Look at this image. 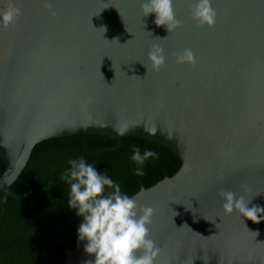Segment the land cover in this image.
<instances>
[{
    "label": "water",
    "instance_id": "95a60500",
    "mask_svg": "<svg viewBox=\"0 0 264 264\" xmlns=\"http://www.w3.org/2000/svg\"><path fill=\"white\" fill-rule=\"evenodd\" d=\"M142 2L51 0L49 10L47 0H0V12L20 16L0 31V206L12 197L30 217L33 191L12 185L41 143L138 137L182 162L132 196L155 210L156 264H264V222L226 215L219 195L264 207V0H212L213 27L192 19L193 0H173L182 26L172 33L143 16ZM154 45L167 57L158 72L148 61ZM186 49L195 63L177 64ZM125 126L123 136L114 131ZM90 259L79 242L65 264Z\"/></svg>",
    "mask_w": 264,
    "mask_h": 264
},
{
    "label": "trees",
    "instance_id": "16d2710c",
    "mask_svg": "<svg viewBox=\"0 0 264 264\" xmlns=\"http://www.w3.org/2000/svg\"><path fill=\"white\" fill-rule=\"evenodd\" d=\"M134 145L142 153H158V159H149L143 165V176L135 175L138 165L131 159ZM81 156L118 183L122 193L130 197L142 188L173 177L182 166L180 158L167 147L138 137L117 140L76 135L41 143L12 185L18 195L33 191L27 199L30 217L12 197L5 207L0 206V264H65L67 251L79 243L77 230L81 218L68 206L69 186L60 176L69 167V160ZM6 169L0 157V177Z\"/></svg>",
    "mask_w": 264,
    "mask_h": 264
},
{
    "label": "clouds",
    "instance_id": "9594fccd",
    "mask_svg": "<svg viewBox=\"0 0 264 264\" xmlns=\"http://www.w3.org/2000/svg\"><path fill=\"white\" fill-rule=\"evenodd\" d=\"M47 7L51 10V0H47ZM141 10L144 17L155 14V25L165 28L168 33L182 26L176 18L173 0H143ZM191 16L198 25L213 27L217 13L212 0H193ZM19 21L20 16L14 8L0 12V31H8ZM175 59L177 64L191 65L195 63V54L186 49L175 54ZM148 61L152 70L158 72L167 62L164 49L154 45L148 53ZM114 131L123 136L128 128ZM132 152L131 159L138 165L136 176L145 174L143 165L146 161L159 158L158 153L152 150L142 153L135 145ZM68 165L60 179L69 186L68 206L81 218L78 241L84 244V252L94 257L86 264H156L160 249L151 238L150 230L155 210L141 208L134 197L122 193L118 183L99 172L83 156L69 160ZM219 195L226 215L238 212L253 224L264 222V207H250L251 201H246L243 195L237 197L231 191H222Z\"/></svg>",
    "mask_w": 264,
    "mask_h": 264
}]
</instances>
